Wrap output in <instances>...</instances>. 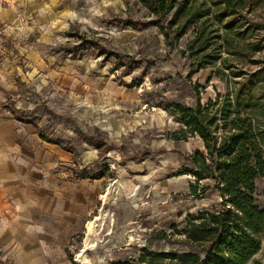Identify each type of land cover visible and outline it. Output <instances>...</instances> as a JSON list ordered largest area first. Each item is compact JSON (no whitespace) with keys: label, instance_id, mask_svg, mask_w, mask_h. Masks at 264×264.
<instances>
[{"label":"rangeland","instance_id":"obj_1","mask_svg":"<svg viewBox=\"0 0 264 264\" xmlns=\"http://www.w3.org/2000/svg\"><path fill=\"white\" fill-rule=\"evenodd\" d=\"M135 1L68 0V32L56 47L60 60L94 63L133 93V104L120 103L111 111L106 106L114 125L107 120L86 121L69 88L44 97L42 106L32 93L26 94L20 110L14 108L16 118L40 125L49 141L72 153L70 160L58 162L54 176L60 183L83 185L88 199L89 213L73 240L59 247L46 243L40 264H77L87 224L97 217L100 248L86 252L96 264L98 257L103 264H123L143 249L178 250L180 238L174 236L170 241L164 236L174 233L173 227L181 230L188 216L220 203L214 188L203 198L190 196L195 179L183 172L190 171L192 155L206 154V150L198 136L180 142L168 138L181 128L169 110L172 104L204 107L217 95L232 99L234 93H242V105L250 103L257 115L264 145V5L244 15L240 35L233 36L232 54L223 52L215 61L213 49L203 51L196 46L193 53L189 51L190 31L172 45L166 43L158 29L144 25L147 13ZM200 65L206 67L199 69ZM121 126L117 141L108 145L112 131ZM82 171L100 178L99 182L76 177ZM107 194L104 202L102 196ZM255 198L256 205L264 209V178L256 183ZM255 262H264V237L261 251L249 264ZM0 264L20 263L0 246Z\"/></svg>","mask_w":264,"mask_h":264},{"label":"crops","instance_id":"obj_2","mask_svg":"<svg viewBox=\"0 0 264 264\" xmlns=\"http://www.w3.org/2000/svg\"><path fill=\"white\" fill-rule=\"evenodd\" d=\"M69 16L68 0H0V28L9 27L0 43V246L20 264H40L46 243L73 240L89 213L85 187L54 176L72 153L42 140L40 125L17 120L20 100L32 93L42 106L44 97L69 88L86 121L112 125L106 106L135 101L94 63L58 58ZM120 131H112L108 145Z\"/></svg>","mask_w":264,"mask_h":264},{"label":"trees","instance_id":"obj_3","mask_svg":"<svg viewBox=\"0 0 264 264\" xmlns=\"http://www.w3.org/2000/svg\"><path fill=\"white\" fill-rule=\"evenodd\" d=\"M135 5L147 13L144 25L158 29L166 43L172 45L190 31L193 40L188 44L189 51L193 53L196 46L203 51L213 49L216 61L223 52L232 54L233 36L240 35L244 15L260 8L264 0H136ZM205 67L200 65L199 69ZM241 95L234 93L232 99L217 95L204 107H169L181 128L168 138L180 142L198 136L206 150V154L198 151L192 155L190 171L183 172L195 179L190 196L203 198L214 188L221 201L188 216L181 230L173 227L174 233L164 236L170 241L178 236V250L143 249L123 264H249L261 251L264 209L256 205L255 195L257 181L264 178V145L258 134L257 115L250 103L242 105ZM39 135L52 143L40 130ZM76 177L98 179L86 171Z\"/></svg>","mask_w":264,"mask_h":264},{"label":"bare ground","instance_id":"obj_4","mask_svg":"<svg viewBox=\"0 0 264 264\" xmlns=\"http://www.w3.org/2000/svg\"><path fill=\"white\" fill-rule=\"evenodd\" d=\"M143 182V181H142ZM144 182H146V180H144ZM102 200L104 202H106L108 200V194L105 195V196H102ZM99 217L95 218V220L93 221H90L88 224H87V228H86V231H87V236H86V240H85V246H84V249L82 250V252L76 256V263L77 264H96L94 263L90 258L89 256L86 254V252L88 250H95L99 247V239L97 237V232H98V227H100L101 225L97 223V221H99ZM128 219V218H127ZM112 220H110L111 222ZM110 232V231H109ZM108 234V233H106ZM118 237V236H117ZM115 238V237H114ZM130 239V238H129ZM121 238L118 237L116 239L117 243H120L121 242ZM132 240V238H131ZM110 242H112L111 240H109V243L106 244V247L108 248V245L110 244ZM130 242V240H129ZM139 243V242H138ZM112 245V244H111ZM100 248V247H99ZM94 255V254H92ZM98 255H99V252H98ZM101 256V255H100ZM102 257V256H101ZM98 260V264H103L104 261H103V258H100L98 257L97 258Z\"/></svg>","mask_w":264,"mask_h":264},{"label":"built area","instance_id":"obj_5","mask_svg":"<svg viewBox=\"0 0 264 264\" xmlns=\"http://www.w3.org/2000/svg\"><path fill=\"white\" fill-rule=\"evenodd\" d=\"M8 30H9L8 26H3L2 28H0V43L3 41Z\"/></svg>","mask_w":264,"mask_h":264}]
</instances>
